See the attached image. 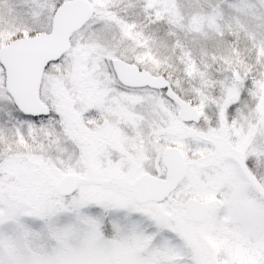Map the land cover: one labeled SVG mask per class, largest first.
Returning a JSON list of instances; mask_svg holds the SVG:
<instances>
[{
	"label": "snow or ice",
	"instance_id": "6c2138e0",
	"mask_svg": "<svg viewBox=\"0 0 264 264\" xmlns=\"http://www.w3.org/2000/svg\"><path fill=\"white\" fill-rule=\"evenodd\" d=\"M0 264H264V0H0Z\"/></svg>",
	"mask_w": 264,
	"mask_h": 264
}]
</instances>
